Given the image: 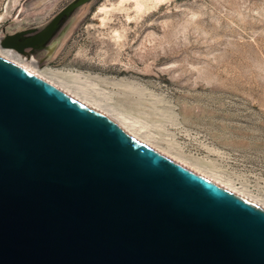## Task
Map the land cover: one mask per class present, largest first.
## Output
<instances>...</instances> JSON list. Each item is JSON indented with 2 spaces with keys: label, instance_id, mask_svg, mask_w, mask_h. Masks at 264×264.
Wrapping results in <instances>:
<instances>
[{
  "label": "water",
  "instance_id": "water-1",
  "mask_svg": "<svg viewBox=\"0 0 264 264\" xmlns=\"http://www.w3.org/2000/svg\"><path fill=\"white\" fill-rule=\"evenodd\" d=\"M90 1L0 46L31 60ZM0 264H264V208L0 59Z\"/></svg>",
  "mask_w": 264,
  "mask_h": 264
},
{
  "label": "rangeland",
  "instance_id": "rangeland-1",
  "mask_svg": "<svg viewBox=\"0 0 264 264\" xmlns=\"http://www.w3.org/2000/svg\"><path fill=\"white\" fill-rule=\"evenodd\" d=\"M75 1L0 0V40L40 31ZM146 1L91 0L31 62L264 199V0Z\"/></svg>",
  "mask_w": 264,
  "mask_h": 264
},
{
  "label": "bare ground",
  "instance_id": "bare-ground-1",
  "mask_svg": "<svg viewBox=\"0 0 264 264\" xmlns=\"http://www.w3.org/2000/svg\"><path fill=\"white\" fill-rule=\"evenodd\" d=\"M135 1L137 6L140 8V10L141 8L145 7L146 3H148L146 0H135ZM156 1L157 0H155L154 2ZM0 59L6 61L7 63L20 69L21 71L29 74L30 76L36 78L37 80L57 90L58 92L66 95L67 97L73 99L74 101L80 103L81 105L87 107L88 109L96 112L102 117L108 119L113 124H115L123 132L124 135H126L135 143L140 144L164 156L170 161L264 208V202L262 201L264 199L261 200L257 198L259 196L255 197L252 194H250L251 192L250 193L246 192V190L240 188L242 185L236 187L235 182H234L235 184L232 183L233 181L229 182L227 179H224L223 177L215 174L216 172H210L208 171V169L206 170L203 167L199 166L196 162L189 161L188 159L186 160L184 157L182 158L176 154L174 155L170 151L163 149L158 144L150 140L148 134L143 131L142 129L143 126L141 125L142 127H139L140 124H138L139 125L138 126L134 119L128 117V115L125 113L123 114L121 112L111 109L109 106H107V103L102 102V100H100L99 98H98L99 100L96 98L95 99L92 98V96H89V94H87V92L82 90V88H78L79 86L75 85L76 88L71 87L70 85H68L70 83L61 80L60 77H58V75L54 71H52L49 68H46L47 66L44 69H39L35 63L31 62L32 59L31 60L24 59L15 50L6 49L1 46H0Z\"/></svg>",
  "mask_w": 264,
  "mask_h": 264
}]
</instances>
